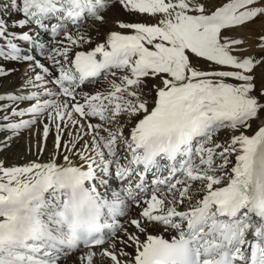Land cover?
<instances>
[{"label":"snow or ice","instance_id":"obj_1","mask_svg":"<svg viewBox=\"0 0 264 264\" xmlns=\"http://www.w3.org/2000/svg\"><path fill=\"white\" fill-rule=\"evenodd\" d=\"M9 2L0 151L35 127L38 159L0 161V264H264V56L234 37L264 0ZM117 5L148 19L81 30Z\"/></svg>","mask_w":264,"mask_h":264},{"label":"bare ground","instance_id":"obj_2","mask_svg":"<svg viewBox=\"0 0 264 264\" xmlns=\"http://www.w3.org/2000/svg\"><path fill=\"white\" fill-rule=\"evenodd\" d=\"M215 2L218 3L219 0H215ZM0 8H2V10H3L0 17H2L4 20H6L9 24V26H11L13 21L20 18V14L15 12L10 7L9 0H0ZM110 11L113 15V17H112L113 23L112 24H109L107 22L104 24H101L99 21H96L97 23L94 24V27H92L89 24L86 26V31H89V30L91 31L92 36L97 43L103 41L105 39V37L111 31H120V29H118L116 27V24H115V22L118 20H134L135 21V20H146V19H148L147 17H144V16L130 14L127 11L123 10L119 5H117L115 8L109 9L106 12V14H108ZM107 18H108V22H110L111 18H109V17H107ZM92 24H93V22H92ZM9 30L10 31H19V29H12L11 27H9ZM260 30L264 31V24H261V23L256 24L255 23V24L249 25L246 28L239 29L236 33H234L235 38H240V39L243 38L244 39V44L240 46V49H241L240 54L242 56L247 57V55L249 56L250 53L252 51H254V49H255L254 46L256 43V35H257V33L260 32ZM48 39H49V37L45 36V38L43 40H48ZM93 46L94 45H86L85 47L90 49ZM0 64H3L6 68V70H12L9 75H7L5 77H0V94L16 93L21 88V86L23 85V83L26 79V77L24 75L26 66H24V64H21V63L10 62V61H0ZM256 77H257L258 83L264 81V66L261 68V70L260 69L256 70ZM25 91H27V90H25ZM4 103H8V101H0V104H4ZM21 106L23 107L25 105L22 104ZM9 111H10V109H9ZM2 115H4V113L0 112V116H2ZM31 132L33 133V138L31 139V141H36L37 129L34 127L31 130ZM221 134L224 137L230 136V134H228L227 132L222 131L221 133H219V137L221 136ZM5 135H9V133H5ZM21 137L23 138L22 141L18 145H16L15 147H13V149H11L9 151V153L11 151H13L15 148H19V146L23 142L25 145H27L30 142L28 132L22 133L18 138H21ZM51 139L52 138L49 137L48 152L44 153L42 156L39 157V159L41 161H47L49 159V155L51 153V143H52ZM31 157H33V155ZM31 157H29L28 155L25 154L24 157L22 156L19 160H16V159H13L10 157H4L3 159H0V161L5 162L7 165H14V164H24L28 161H33V160L38 159V157L35 158L36 156L33 158H31ZM9 158H10V160H9ZM12 163H14V164H12ZM77 163H79V161H77ZM136 211H139V209H136V208L132 209L133 214ZM159 234L165 235V233L163 231H161ZM74 260H75V257L70 255L65 260H62L61 264H74Z\"/></svg>","mask_w":264,"mask_h":264},{"label":"rangeland","instance_id":"obj_3","mask_svg":"<svg viewBox=\"0 0 264 264\" xmlns=\"http://www.w3.org/2000/svg\"><path fill=\"white\" fill-rule=\"evenodd\" d=\"M3 12V10L1 9V13ZM1 13H0V15H1ZM105 20H106V22L107 23H109V24H112L113 23V20H112V17H113V15H112V13H111V11L108 13V14H106L105 13ZM107 17H109V18H111V20H110V22H108V18ZM97 22L95 21V22H93V26H94V24H96ZM260 24V22H257L256 24ZM261 35H264V31L263 30H260V32L259 33H257V35H256V43H255V46H254V51H252L251 53H250V55L249 56H254V57H256L257 59H259L261 56H264V51H262L261 49H259V47H258V42H259V37L261 36ZM243 39V38H242ZM246 39V38H245ZM244 40V39H243ZM248 56V55H247ZM263 67V66H262ZM262 67H258L256 70H261V68ZM89 87V86H88ZM87 87V88H88ZM86 88V89H87ZM223 132H227L228 134H230L228 131H223ZM5 135V133H0V139H2L3 138V136ZM219 135V134H218ZM229 137L228 136H222V134H221V136L219 137V139L221 140V141H224V140H227ZM22 137L21 138H16V139H14V140H12L13 142H11V144H10V146L11 147H8L7 149H5L4 151H0V159H3L4 157H10V158H13V159H16V160H19L22 156L24 157V155L26 154V155H28L29 157H31L32 155H33V157H35L36 155L34 154L35 153V145H36V141H30L27 145H25L24 144V142L19 146V148H15L13 151H11L10 153H9V151L11 150V149H13V147H15L16 145H18L21 141H22ZM51 141H52V139H51ZM31 145V147H32V153H30L29 152V146ZM27 147V148H26ZM27 152V153H26ZM48 152V151H47ZM47 152H45V153H47ZM11 155V156H10ZM33 157H31V158H33ZM10 158H9V160H10ZM35 158H37V156L35 157ZM15 163V162H14ZM14 163H12V164H14Z\"/></svg>","mask_w":264,"mask_h":264}]
</instances>
